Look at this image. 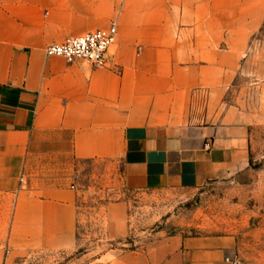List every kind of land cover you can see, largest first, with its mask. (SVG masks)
<instances>
[{
    "label": "crops",
    "instance_id": "obj_1",
    "mask_svg": "<svg viewBox=\"0 0 264 264\" xmlns=\"http://www.w3.org/2000/svg\"><path fill=\"white\" fill-rule=\"evenodd\" d=\"M136 1L125 0L112 17L116 40L106 62L92 65L46 55L44 46L107 26L104 16L87 13L95 8L78 7L79 0H0V264L80 245L79 166L104 163L127 188L155 191L198 187L247 166V113L204 85L201 63H178L201 60V39L193 49L187 39H148V13H131ZM107 209V237L126 236L123 203ZM233 258L228 236L156 232L134 245L92 241L76 264Z\"/></svg>",
    "mask_w": 264,
    "mask_h": 264
},
{
    "label": "rangeland",
    "instance_id": "obj_2",
    "mask_svg": "<svg viewBox=\"0 0 264 264\" xmlns=\"http://www.w3.org/2000/svg\"><path fill=\"white\" fill-rule=\"evenodd\" d=\"M86 2L79 0L77 6L95 8L87 13L104 16L107 25L119 17L125 0ZM136 5L132 14L148 13V39L185 44L187 39L191 49L201 39V60L178 63H201L204 85L220 93L225 104L247 113L248 164L223 179L165 191L127 188L104 163L79 166L80 245L72 251L32 255L26 264H76L92 241L100 247L134 245L156 232L225 235L242 264H264V0H137ZM98 26L103 25L88 29ZM115 201L125 207L127 234L108 238L104 216Z\"/></svg>",
    "mask_w": 264,
    "mask_h": 264
},
{
    "label": "built area",
    "instance_id": "obj_3",
    "mask_svg": "<svg viewBox=\"0 0 264 264\" xmlns=\"http://www.w3.org/2000/svg\"><path fill=\"white\" fill-rule=\"evenodd\" d=\"M117 37V19L111 18L105 27H96L81 33L68 34L59 40H52L44 46L46 55L62 57L67 62L86 61L92 65H102L107 60V52ZM140 48V47H139ZM21 185L25 179L20 177ZM238 258L232 264H240Z\"/></svg>",
    "mask_w": 264,
    "mask_h": 264
}]
</instances>
